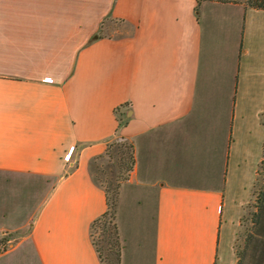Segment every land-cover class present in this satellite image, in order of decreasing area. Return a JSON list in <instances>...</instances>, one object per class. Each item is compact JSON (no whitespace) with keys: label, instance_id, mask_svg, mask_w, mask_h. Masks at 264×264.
Here are the masks:
<instances>
[{"label":"crops","instance_id":"obj_1","mask_svg":"<svg viewBox=\"0 0 264 264\" xmlns=\"http://www.w3.org/2000/svg\"><path fill=\"white\" fill-rule=\"evenodd\" d=\"M116 137L134 159L120 264H235L264 158V9L0 0V264H104L91 163Z\"/></svg>","mask_w":264,"mask_h":264},{"label":"rangeland","instance_id":"obj_2","mask_svg":"<svg viewBox=\"0 0 264 264\" xmlns=\"http://www.w3.org/2000/svg\"><path fill=\"white\" fill-rule=\"evenodd\" d=\"M242 3L248 5L245 2ZM116 30H118V32L127 31L126 27L123 25H117ZM132 162V144L123 138L116 137L109 142L106 152L96 157L91 163V174L95 181L108 191L111 202L117 204L118 200L117 210L119 209L120 187L122 183L129 178ZM257 179L251 201L245 208L237 231L234 243L237 257L238 253L244 249L246 236L253 227V214L256 211V197L263 183L262 176H259ZM92 234L105 264H119L115 250H111L108 243V240L113 239V236L109 237L101 221L95 224ZM1 240L4 241V239L0 237V241ZM3 247H7V243H0V250L3 249Z\"/></svg>","mask_w":264,"mask_h":264},{"label":"trees","instance_id":"obj_3","mask_svg":"<svg viewBox=\"0 0 264 264\" xmlns=\"http://www.w3.org/2000/svg\"><path fill=\"white\" fill-rule=\"evenodd\" d=\"M198 1L200 2L205 0H198ZM214 1L232 2V3L245 2L246 4H248V6L264 9V0H214ZM132 167H133V162H132ZM259 176H262L263 183L256 197V205H255L256 211L253 214V227L251 228V230H249L246 236L244 249L238 253V261L236 264H264V158L261 161V165L258 171V178ZM105 191L107 193L108 207L103 214H101L98 218L94 220L92 224V230L97 222L101 221L103 223V228L105 232L109 234V237L113 236V239H109L108 243L110 249L115 250L118 263L120 264L123 243L121 241L118 222H117L118 210L116 207L118 205V200H117V204L111 202L108 191L106 189ZM2 239H4L5 241V237ZM4 241L1 240L0 243L3 244ZM93 242L99 252L101 260L105 264L101 252L97 247L94 239ZM5 248L6 247H3V249H1L0 252Z\"/></svg>","mask_w":264,"mask_h":264}]
</instances>
